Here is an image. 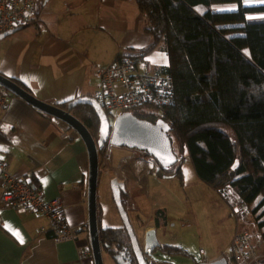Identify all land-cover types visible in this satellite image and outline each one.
Instances as JSON below:
<instances>
[{
    "label": "crops",
    "instance_id": "0c3cea01",
    "mask_svg": "<svg viewBox=\"0 0 264 264\" xmlns=\"http://www.w3.org/2000/svg\"><path fill=\"white\" fill-rule=\"evenodd\" d=\"M258 5H264V0ZM220 6L224 8L220 11L238 10L236 4L216 7ZM249 22L258 21L252 16ZM18 29L0 39V74L19 83L41 101L62 109L78 98H97L98 94L103 106L98 74L121 54L147 52L159 72L169 65V57L161 45L153 48V40L146 32L145 16L131 0H40L37 18ZM1 89L8 102L6 107H0V158L9 163L12 174L40 188L46 200L63 202L77 236L75 241L57 244L43 215L5 208L1 202L3 177L0 175V264H95L88 220L89 156L85 142L65 122ZM112 147L104 152L105 156L99 152L100 177L104 176L110 189L111 180L118 179L127 199H131L132 192L145 191L151 208H156L158 203L149 193L150 177L156 175L160 184L167 180L157 175L158 166L147 168L140 158L136 161L134 157L127 161L129 152L115 156ZM132 162L134 173L125 164ZM141 181L146 185H141ZM151 219L149 214L147 230L156 228ZM222 219L220 232L226 233V237L215 241L211 252L200 249L204 250V256L210 255L203 259L205 263L228 256L235 228L230 215ZM41 228L46 232L37 234ZM14 233L19 234L23 243ZM79 249L89 254L86 260H80ZM261 252L264 254V247Z\"/></svg>",
    "mask_w": 264,
    "mask_h": 264
},
{
    "label": "trees",
    "instance_id": "16d2710c",
    "mask_svg": "<svg viewBox=\"0 0 264 264\" xmlns=\"http://www.w3.org/2000/svg\"><path fill=\"white\" fill-rule=\"evenodd\" d=\"M131 1L145 16L153 48L165 44L170 64L160 73L176 80L178 104L171 109L169 133L173 144L189 156L206 186L225 200L226 189L232 188L264 229V211L259 214L264 208V22H249V17L264 13V5L245 6L243 0ZM226 4H236L238 10L214 12L215 6ZM199 7L204 8L201 13ZM73 112L97 139L100 121L93 108L78 105ZM134 114L158 120L150 112ZM156 165L159 178H183L181 166L169 170ZM126 196L123 192L122 198ZM159 222L160 228L167 226ZM99 231L104 252L113 255L127 246L125 229H101L99 218ZM262 237L264 245V233ZM161 252L187 254L168 246Z\"/></svg>",
    "mask_w": 264,
    "mask_h": 264
},
{
    "label": "built area",
    "instance_id": "2783aa9c",
    "mask_svg": "<svg viewBox=\"0 0 264 264\" xmlns=\"http://www.w3.org/2000/svg\"><path fill=\"white\" fill-rule=\"evenodd\" d=\"M39 1L0 0V36L35 20ZM98 75L102 84L103 107L110 117L115 119L126 112L134 113L149 108L150 111L144 112H150L158 119L170 123L171 109L177 107L174 78L170 74L156 71L146 54H121ZM7 102L8 98L0 88V107H6ZM0 175L3 177L1 202L5 208L43 215L48 220V229L53 233L52 239L57 244L76 240L77 229L70 223L66 207L60 199L46 200L40 188L12 174L9 163L2 158ZM233 194V191L226 189V201H230L233 213L242 217L247 205L241 197ZM36 232L41 234L46 229H37ZM78 254L81 261L89 256L83 249H79ZM201 254H204V250H201ZM228 256L231 264H264V254L257 250L248 234L236 235ZM200 262L204 263V260ZM150 264L159 263L150 260Z\"/></svg>",
    "mask_w": 264,
    "mask_h": 264
},
{
    "label": "rangeland",
    "instance_id": "374dc122",
    "mask_svg": "<svg viewBox=\"0 0 264 264\" xmlns=\"http://www.w3.org/2000/svg\"><path fill=\"white\" fill-rule=\"evenodd\" d=\"M259 3L260 0H245L243 5L249 4L245 6L251 7H255V5L263 6L258 5ZM213 9L215 11L222 12L220 10L224 8H221V6H215ZM203 10V7H200L198 10L196 9L198 13H201ZM228 11L230 10L228 9ZM254 18L258 22L264 21V16L261 14H257L254 16ZM164 45L165 44H161V48H163V50L165 49ZM144 54L147 55V52H144ZM245 54L250 58V53L248 50L245 51ZM164 56L165 55H163V57ZM97 98H99V94L97 95ZM144 111H150V109H140L136 112ZM111 119V122L113 123L115 119L113 117ZM180 148L181 147L178 143H176V145L173 144L174 152L179 154L178 157L183 161V163H179L169 170H175L176 167L181 166L183 178L180 176H175L173 178L163 180L162 184H160L159 181H157L156 175H152L150 177L151 184L149 187V193L155 203H158L156 208H151V204L148 202L149 198L147 197L145 191L132 192L131 199L126 198L127 208H130L128 211L129 217L136 233L140 234V221H145L146 223V219L150 214L152 218L150 223L158 226L157 222L159 220L162 221L164 225H167L166 228H160L159 233L160 237L162 238L161 242L168 244L166 246H171L175 249H182L185 253H187L167 255L162 253L160 250H157L156 252L152 253L151 256L163 264H201V259H206V257L210 255H202L200 249H209V252H211L212 247L215 248V241L226 237V233L220 232L221 229H223L220 226H222V218H228V215L232 217L233 226L236 229L233 231V233L235 232L233 240L236 235L248 234L252 237L253 245L256 246L260 253H262L261 250L264 247L262 234L264 233V229L259 227L255 216L250 214V210L252 209L247 207V210L242 217L235 215L233 213V209L230 206V201L228 202L223 199L217 194L215 190L206 186L198 178L192 163L188 159L189 156L181 153ZM111 149L113 151V155L115 156L119 154H127V152H129L130 155L128 157L126 156L127 161L132 157H134L133 160L136 161L140 158L139 160L143 162L142 165L145 164L147 168H149L148 166L154 165L155 163L154 161L152 162V158L147 157L145 152L136 149L115 146H113ZM103 156H105V154H103ZM184 158L186 161H184ZM125 164L128 168L127 170L134 173L135 164H133V162L132 164ZM124 174H126V172ZM105 180L106 179L104 176L100 177L98 188L99 218L101 229L119 226L122 227L123 222L120 215L118 214V211L116 210V205H114V201L112 200V191H110L111 189L109 187V183H107V180L105 182ZM141 185L146 184L141 181ZM229 188L228 190L230 192H234L232 188ZM235 199L236 198L234 197V200ZM232 203L233 202H231V204ZM258 203L259 201H257L256 205H258ZM263 211L264 208L259 212V214H261ZM136 215L140 217L139 221L137 219V221L135 220V218H137ZM227 226L228 225L225 224V227ZM146 229H148V226ZM233 240L230 246L232 245ZM104 261L105 264H116L114 263L115 261L111 260L109 257H106L105 255Z\"/></svg>",
    "mask_w": 264,
    "mask_h": 264
},
{
    "label": "water",
    "instance_id": "95a60500",
    "mask_svg": "<svg viewBox=\"0 0 264 264\" xmlns=\"http://www.w3.org/2000/svg\"><path fill=\"white\" fill-rule=\"evenodd\" d=\"M19 30L20 29L6 32L0 36V39L16 33ZM0 87L23 98L40 111L65 122L73 128L85 142L89 156L87 197L91 248L95 264H105L104 252L100 241L98 216V188L100 179L99 152L102 151L108 143L115 147L136 149L148 153L162 168L169 169L180 161L174 152L173 142L169 135L172 131V126L163 119H158L155 123L141 120L132 112H126L117 116L112 123L100 101L94 97L78 98L69 103L67 109H62L41 101L18 83L1 74ZM78 105H86L94 109L100 121L99 140H96L87 126L71 113ZM110 185L115 205L130 238L132 251L138 264H150L149 256L157 250L161 251L162 249L159 237L160 229L151 228L147 230L145 228L142 230V228H140V236H138L123 203L122 195L125 190H123L116 178L111 180ZM113 260L116 264H129L121 254L113 257ZM201 264L230 263L226 257H222L215 261Z\"/></svg>",
    "mask_w": 264,
    "mask_h": 264
},
{
    "label": "flooded vegetation",
    "instance_id": "af4514ba",
    "mask_svg": "<svg viewBox=\"0 0 264 264\" xmlns=\"http://www.w3.org/2000/svg\"><path fill=\"white\" fill-rule=\"evenodd\" d=\"M143 152V151H142ZM127 197H124L123 198V203H124V206H125V208H126V210H127V212L130 210V208H127V205H126V203H125V199H126ZM128 215H129V213H128ZM137 216V218H135V220L136 219H139L140 217L138 216V215H136ZM131 220V219H130ZM137 221V220H136ZM132 223V222H131ZM157 224H158V226H156V228L159 230L160 229V222H159V220H158V222H157ZM145 225H146V223L143 221V222H141L140 221V223H139V229L142 227V230H144L145 229ZM166 228V227H165ZM119 229V228H118ZM121 229L124 231V229H125V226H124V224H123V226L121 227ZM125 231H126V229H125ZM126 233H127V231H126ZM138 234V236H140V234L139 233H137ZM127 235H128V233H127ZM129 237V236H128ZM128 239V242H127V246H125V247H122V249L120 250V251H117V252H115V253H113V255H111V254H109V252H104V254H105V256L106 257H109L110 259H113V257H115L116 255H118V254H121L123 257H124V259L127 261V262H129V264H136V262H135V256H134V254H133V251H132V246H131V242H130V238H127ZM166 246V245H165ZM127 247V248H126ZM168 247H171V246H168ZM113 249H115V248H113ZM112 249V250H113ZM149 259L150 260H153L154 262H157V263H160V262H158L157 260H155L152 256H149ZM160 264H163V263H160Z\"/></svg>",
    "mask_w": 264,
    "mask_h": 264
},
{
    "label": "bare ground",
    "instance_id": "6f19581e",
    "mask_svg": "<svg viewBox=\"0 0 264 264\" xmlns=\"http://www.w3.org/2000/svg\"><path fill=\"white\" fill-rule=\"evenodd\" d=\"M197 10L198 9H200V7L199 8H196ZM198 12V11H197ZM215 12V11H214ZM216 12H218V11H216ZM222 12H230V11H222ZM262 14H264V13H262ZM256 16V15H255ZM252 17V16H251ZM250 18V17H249ZM254 23V22H253ZM255 23H260V22H255ZM170 61V60H169ZM169 64H170V62H169ZM168 67H169V65H168ZM166 74V73H165ZM167 74H169V73H167ZM171 75V74H170ZM173 76V75H172ZM173 78H174V82H175V85H176V92H177V84H176V80H175V77L173 76ZM177 104H178V99H177ZM118 178H119V180H120V178H121V172L120 171H118Z\"/></svg>",
    "mask_w": 264,
    "mask_h": 264
},
{
    "label": "clouds",
    "instance_id": "9594fccd",
    "mask_svg": "<svg viewBox=\"0 0 264 264\" xmlns=\"http://www.w3.org/2000/svg\"><path fill=\"white\" fill-rule=\"evenodd\" d=\"M132 113H133V112H132ZM109 117H110V116H109ZM110 118H111V117H110ZM110 121H112V119H110ZM169 124H170V123H169ZM147 157H148V158H152V162H153V161L155 162L154 164L157 163V162L154 160V158H153L152 156H150V155L148 156V155H147ZM177 157H178V156H177ZM178 158H179V157H178ZM179 159H180V158H179ZM180 160H181V159H180ZM184 161H186L185 158H184ZM202 255H203V254H202ZM149 262H150V261H149ZM204 263H205V262H204ZM159 264H160V263H159Z\"/></svg>",
    "mask_w": 264,
    "mask_h": 264
},
{
    "label": "snow or ice",
    "instance_id": "6c2138e0",
    "mask_svg": "<svg viewBox=\"0 0 264 264\" xmlns=\"http://www.w3.org/2000/svg\"><path fill=\"white\" fill-rule=\"evenodd\" d=\"M17 235L18 239H20V242L23 243V239L21 237H19V234L18 233H14Z\"/></svg>",
    "mask_w": 264,
    "mask_h": 264
}]
</instances>
